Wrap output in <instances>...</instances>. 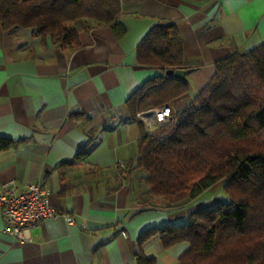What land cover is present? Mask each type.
Wrapping results in <instances>:
<instances>
[{
  "label": "crops",
  "instance_id": "0c3cea01",
  "mask_svg": "<svg viewBox=\"0 0 264 264\" xmlns=\"http://www.w3.org/2000/svg\"><path fill=\"white\" fill-rule=\"evenodd\" d=\"M118 21L120 38L106 25L77 23L72 49L32 28L0 25V137L21 141L0 152V185L41 182L57 211L20 241L0 206V264H135L138 250L154 264H176L188 242L165 247L153 235L138 244L139 236L224 200L222 181L175 203L155 204L161 199L148 193L132 163L140 130L126 102L162 71L138 63L136 47L157 22L175 24L189 84L174 99L178 109L218 60L264 43V0H120Z\"/></svg>",
  "mask_w": 264,
  "mask_h": 264
},
{
  "label": "trees",
  "instance_id": "16d2710c",
  "mask_svg": "<svg viewBox=\"0 0 264 264\" xmlns=\"http://www.w3.org/2000/svg\"><path fill=\"white\" fill-rule=\"evenodd\" d=\"M119 13L120 0H0L4 30L32 28L64 49L79 46L80 27L73 23L80 18H92L122 37ZM136 56L138 63L163 74L168 68H183L175 24H154L138 42ZM215 67L210 81L150 133L136 113L186 93L188 81L156 76L126 102L129 119L140 130L138 156L132 163L152 198L169 203L195 199L219 181L225 196L191 214L187 222L147 230L138 244L153 235L165 247L188 242L176 264H264V43L234 51ZM19 143L0 137V152ZM154 262L139 250L135 254V264Z\"/></svg>",
  "mask_w": 264,
  "mask_h": 264
},
{
  "label": "built area",
  "instance_id": "2783aa9c",
  "mask_svg": "<svg viewBox=\"0 0 264 264\" xmlns=\"http://www.w3.org/2000/svg\"><path fill=\"white\" fill-rule=\"evenodd\" d=\"M175 101L146 108L136 113L147 133L167 123L176 113ZM0 206L5 229L17 240L30 239V229L44 219L54 217L57 211L50 205L41 182H29L19 187L14 180L0 185ZM71 220V219H70Z\"/></svg>",
  "mask_w": 264,
  "mask_h": 264
},
{
  "label": "water",
  "instance_id": "95a60500",
  "mask_svg": "<svg viewBox=\"0 0 264 264\" xmlns=\"http://www.w3.org/2000/svg\"><path fill=\"white\" fill-rule=\"evenodd\" d=\"M187 72L188 70L186 68H177V69L168 68L164 71V74L166 76H173L180 80H184L186 79Z\"/></svg>",
  "mask_w": 264,
  "mask_h": 264
},
{
  "label": "rangeland",
  "instance_id": "374dc122",
  "mask_svg": "<svg viewBox=\"0 0 264 264\" xmlns=\"http://www.w3.org/2000/svg\"><path fill=\"white\" fill-rule=\"evenodd\" d=\"M77 23H80L81 25H83V24H84V25H90V24H96L97 21L94 20V19H92V18H87V17H86V18H80V19H77L76 21H74L73 24L76 25ZM162 75H164L163 72H162ZM185 105H186V104H185ZM185 105H183V106H185ZM183 106H182V107H183ZM182 107H181V108H182ZM150 202H151V201H150ZM162 203H163L162 200H160V201H159V200H156V201H155V204H160V205H161Z\"/></svg>",
  "mask_w": 264,
  "mask_h": 264
}]
</instances>
